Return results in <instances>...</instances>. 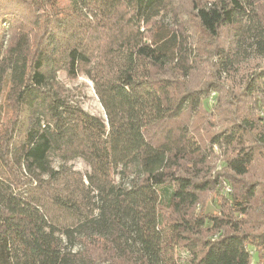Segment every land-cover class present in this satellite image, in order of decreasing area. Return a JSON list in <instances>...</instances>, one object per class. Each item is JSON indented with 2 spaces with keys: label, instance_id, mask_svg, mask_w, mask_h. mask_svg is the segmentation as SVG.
<instances>
[{
  "label": "trees",
  "instance_id": "1",
  "mask_svg": "<svg viewBox=\"0 0 264 264\" xmlns=\"http://www.w3.org/2000/svg\"><path fill=\"white\" fill-rule=\"evenodd\" d=\"M175 1L0 0V264H180L179 250L185 264H252L251 250L264 264V230L235 217L254 185L244 203L223 200L228 213H196L224 169L247 174L264 133L233 118L208 138L224 167L204 173L209 148L189 120L219 86L190 88L192 43L163 21L180 17ZM183 1L218 71L264 59V0ZM61 71L89 79L104 119ZM252 71L244 95L264 106V65ZM76 159L88 174L68 167Z\"/></svg>",
  "mask_w": 264,
  "mask_h": 264
},
{
  "label": "rangeland",
  "instance_id": "2",
  "mask_svg": "<svg viewBox=\"0 0 264 264\" xmlns=\"http://www.w3.org/2000/svg\"><path fill=\"white\" fill-rule=\"evenodd\" d=\"M174 5L182 7L178 9V12L181 13L180 17L175 19L170 14V16L163 18V21L169 27H178V25H175V20H177L176 23L181 25V30H183L184 35L192 43L190 45L194 49L191 53V58L194 60V72H192L189 78L190 88L197 91L202 87H206L207 83H217L219 86L216 91H210L207 95L206 111L201 112V114L199 112L197 113L198 116L201 115L203 117V120L198 122L194 121L197 119L189 120L190 126L196 130L195 138L203 146L201 147L206 153H208L207 148H209L210 152L211 148L208 146V138L215 133L226 130L233 118H240L241 116L247 119L254 127L251 135L254 136L258 132L264 133V106L255 102L253 98H248L247 95H244V86L248 76L253 72L252 70L256 69V66L264 65V59L252 60L251 57V61H246L245 64L238 68L236 73L232 71L229 74L225 71H218V68L216 69L213 66L216 59L209 57L206 60L205 57H208L207 55L200 56V50L197 47H202L203 50L206 48V44L198 39V35L200 36L199 31L192 27L193 21L192 16L188 12V2L177 0L174 2ZM219 42L224 44L223 47L229 45L224 36H221ZM57 77L59 82L70 91L72 100L78 102L84 111L98 118H105L103 108L95 95L92 83L87 77L81 75L75 79H71L63 71L59 72ZM253 136H250V138H253ZM213 149V154L211 155L210 152V157L207 158V162L203 166H200L203 168L204 173L209 172L211 174L212 171H218L224 167L223 157L225 159L227 154L223 156L224 150L221 154V151L217 147ZM256 154L258 155L244 176H232L231 173L224 169L223 175L232 188L226 181H222L221 185H213L214 187L211 190L200 195L196 213L205 211L209 215H217L220 212L219 209H223L225 213H228V209L226 207L224 208L222 204L223 200L227 199L228 204H231L232 196H235L237 203H240L241 200L244 203L243 197L246 193V189L244 188L252 184L255 187V196L249 200V203L245 204L247 205L245 207V214H237L235 217L242 223L243 231L261 233L264 230V149L258 150ZM54 166H57V162H54ZM68 167L82 175H86L90 171L89 166L81 159H76L68 163ZM232 189L233 193L229 195ZM234 204L232 205L234 206ZM251 255L253 258L252 264H257L255 251L253 252L251 250ZM175 258L180 264H185L186 258L184 252L181 254L179 250Z\"/></svg>",
  "mask_w": 264,
  "mask_h": 264
}]
</instances>
